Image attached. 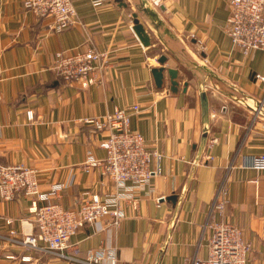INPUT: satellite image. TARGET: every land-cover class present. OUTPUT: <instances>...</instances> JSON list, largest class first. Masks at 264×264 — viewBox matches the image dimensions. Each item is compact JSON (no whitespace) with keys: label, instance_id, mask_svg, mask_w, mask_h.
I'll return each mask as SVG.
<instances>
[{"label":"crops","instance_id":"0c3cea01","mask_svg":"<svg viewBox=\"0 0 264 264\" xmlns=\"http://www.w3.org/2000/svg\"><path fill=\"white\" fill-rule=\"evenodd\" d=\"M24 1L0 0V165L36 168L42 191L64 183L50 200L66 207L103 196L114 184L86 161L106 156L107 131L87 119L134 104L131 128L163 157L161 172L122 202L120 223L86 222L65 255L23 246L42 202L0 192V264H87L88 250L104 247L117 250L118 264H190L208 256L214 221L240 226L252 244L247 264H264V49L234 46L230 0H73L80 22L61 31ZM88 39L109 51L108 65L97 83L68 82L54 69L57 55Z\"/></svg>","mask_w":264,"mask_h":264},{"label":"built area","instance_id":"2783aa9c","mask_svg":"<svg viewBox=\"0 0 264 264\" xmlns=\"http://www.w3.org/2000/svg\"><path fill=\"white\" fill-rule=\"evenodd\" d=\"M101 5L106 0H91ZM159 5L162 0H149ZM24 5L38 18H52L55 30H64L80 22L73 0H25ZM231 10L225 29L234 46L244 54L252 50L264 49V0H230ZM82 50L59 52L54 69L68 82L77 81L84 86L97 83L101 72L109 62V51L100 50L86 40ZM264 79L263 76L258 75ZM140 110L139 104L118 107L114 112L101 118H91L99 130L107 131V137L100 145L106 150L102 159L88 155L86 169L100 165L104 176L110 178L114 188L106 194L94 193L84 196L77 207H66L51 201L65 187L62 182L52 183L48 191L40 189L36 168L23 164L0 165V192L4 199H12L18 194L34 197L42 203L36 204L35 225L37 231L26 234L20 243L28 249H39L64 254L72 236L86 222H94L107 217L111 223L119 224L125 217L124 200L132 201L133 189L143 187L154 175L161 172L159 165L163 154L151 149L144 135L131 128V115ZM32 118V110L28 111ZM264 161V154L261 156ZM157 161L154 165V161ZM226 200L216 198L215 207L223 209ZM209 239V253L206 258H196L190 264H247L252 244L243 236L240 226L228 221H214ZM24 259L30 256H24ZM87 264H118L115 248L89 249Z\"/></svg>","mask_w":264,"mask_h":264},{"label":"water","instance_id":"95a60500","mask_svg":"<svg viewBox=\"0 0 264 264\" xmlns=\"http://www.w3.org/2000/svg\"><path fill=\"white\" fill-rule=\"evenodd\" d=\"M146 9L150 10V8H148V7ZM135 30H136L137 34L140 36V38L145 41L146 40V36H145L146 30L144 28V25L139 21V19L137 17L135 19ZM160 60L162 62H165L166 61V56H162ZM163 70H164V67L154 68V70H153L154 73H155L157 82L159 84L162 83ZM170 73H171L172 77L176 76V70L175 69H170Z\"/></svg>","mask_w":264,"mask_h":264}]
</instances>
